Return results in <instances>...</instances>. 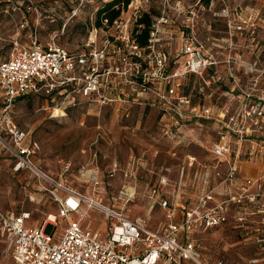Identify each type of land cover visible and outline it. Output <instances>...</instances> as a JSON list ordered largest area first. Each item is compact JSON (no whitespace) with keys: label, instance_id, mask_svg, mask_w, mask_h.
I'll return each instance as SVG.
<instances>
[{"label":"built area","instance_id":"2783aa9c","mask_svg":"<svg viewBox=\"0 0 264 264\" xmlns=\"http://www.w3.org/2000/svg\"><path fill=\"white\" fill-rule=\"evenodd\" d=\"M0 3L6 5L0 14L9 16L12 0ZM128 4L116 19L102 18L101 26L91 30L88 41L74 52L56 42L43 44L37 37L27 42L17 38L9 52L1 51L0 148L13 158L14 173H33L49 187L41 193H50V178L32 162L38 143L11 117L15 100L38 95L52 102L59 99L63 107L86 108L134 100L159 112L162 135L177 147L190 139L191 125L215 126L213 159L191 156L188 162L195 179H201L202 172V181L207 186L215 182V189L199 197L193 208L179 204L173 208L169 197L152 188L150 199L168 211L170 221L159 234L145 221L124 214L137 191L123 185L113 199L122 202V208L98 206L110 223L102 238L81 223L84 196L52 180L62 193L56 200L67 226L57 235L58 224L50 217L42 226L32 227L29 211L0 212V238L7 239L9 257L13 264H203L196 235L227 225L232 248L246 249L243 257L238 253L242 264H264V96L257 82L242 87L235 76L238 66L249 65L239 51L258 47L256 23L231 11L225 1L221 14L229 20L224 35L217 29L221 15L216 0H129ZM233 14L238 19L231 21ZM145 17L150 19L148 27L141 21ZM238 35L249 42L239 45ZM243 162H261L262 172L254 178L242 176ZM130 164L133 169L122 171L125 180L137 178L133 173L137 162ZM70 167L68 163L64 174ZM118 172L115 163L110 178ZM89 176L98 181L94 173ZM74 214L77 219L71 218ZM53 225L48 234L47 227Z\"/></svg>","mask_w":264,"mask_h":264},{"label":"rangeland","instance_id":"374dc122","mask_svg":"<svg viewBox=\"0 0 264 264\" xmlns=\"http://www.w3.org/2000/svg\"><path fill=\"white\" fill-rule=\"evenodd\" d=\"M109 1L25 0L26 3L20 5L17 0H12L10 15L0 14V53L10 51L12 40L20 38L27 42L32 37H37L43 44L56 42L74 52L88 41L91 30L99 28L98 12ZM223 1L231 11H238L235 13L243 19H252L256 23L258 47L239 51L240 59L249 65L238 66L235 76L242 87L250 88L257 82V89L264 96V0ZM223 1L216 0V4L221 15L217 29L224 35L229 19L221 14ZM2 5L0 3V8ZM236 18L233 14L230 20ZM235 39L241 46L249 42L240 35ZM222 73L227 76L225 69ZM2 105L3 98H0V107ZM11 110L13 121L40 147L32 162L51 181L62 183L84 196L82 208L85 216L81 223L100 233L102 238L106 236L110 223L98 206L122 208L123 203L113 199L123 185L135 187L137 191L136 199L127 205L124 214L129 219L145 221L148 229L159 234L164 233L170 221L168 211L150 199L148 192L152 188H159L162 195L169 197L173 208H177V204L193 208L199 197L215 189V182L207 186L202 180L195 181L192 169L188 167L191 156L200 161H207L210 157L215 139L212 124L202 123L201 128L191 125L190 139L183 147H177L162 135L159 112L134 100L126 105L63 107L59 99L52 102L43 96L29 95L18 97ZM133 161L137 162L133 172L137 178L125 180L122 171L129 167L133 169L130 164ZM68 163L70 170L64 174ZM115 163H118L119 172L110 178L109 172ZM13 166V158L0 148V210L4 214L29 211L33 216L31 225L35 227L42 226L50 216L52 219L57 216L56 234L60 235L67 226L66 220L59 216L60 206L56 200L62 193L50 181V198L49 192L41 193L48 186L41 184L33 173L18 175ZM90 172L99 177L98 181L89 176ZM163 180L167 181L166 185L162 184ZM71 218L78 217L74 214ZM227 227L224 225L196 235L203 264H231L235 261L242 264L244 261V258L239 259L238 253L243 257L246 249L231 247L232 234ZM54 229V225L48 226L46 232L52 234ZM0 264H12L2 246Z\"/></svg>","mask_w":264,"mask_h":264},{"label":"trees","instance_id":"16d2710c","mask_svg":"<svg viewBox=\"0 0 264 264\" xmlns=\"http://www.w3.org/2000/svg\"><path fill=\"white\" fill-rule=\"evenodd\" d=\"M128 3L129 0H111L108 3H106L105 6L98 12V17H99L98 26H101L102 18H107L108 20H114L117 17H119L122 12V9L129 5ZM141 21L144 22L147 27L150 25V19L146 17ZM144 34L145 35L142 37L141 40L142 43L145 42L144 38H146V35H148L147 29L145 30Z\"/></svg>","mask_w":264,"mask_h":264},{"label":"crops","instance_id":"0c3cea01","mask_svg":"<svg viewBox=\"0 0 264 264\" xmlns=\"http://www.w3.org/2000/svg\"><path fill=\"white\" fill-rule=\"evenodd\" d=\"M210 154H211V152H210ZM212 159H213V157H212V154H211L210 157L207 158V160H212ZM240 166H241L242 176L250 177V178L257 177L262 172L261 170L263 169V164L261 162H254V163L243 162V163H240ZM194 172H195V170L193 169L192 170L193 179L195 181H198V180L195 179V173ZM20 174H24V173H20ZM20 174H18V175H20ZM204 176H205L204 173L201 172V179H199V180H203ZM178 211H180V210H178ZM0 212L3 213L1 210H0ZM11 213H15V212H9V213H6V214H11ZM15 214H17V213H15ZM32 219H33V216H32ZM32 219H31V221H32ZM31 221L28 223V225H30L32 227H35V226L31 225ZM0 246L5 248L6 253H7V239L6 238H0ZM12 264H13V262H12Z\"/></svg>","mask_w":264,"mask_h":264},{"label":"bare ground","instance_id":"6f19581e","mask_svg":"<svg viewBox=\"0 0 264 264\" xmlns=\"http://www.w3.org/2000/svg\"><path fill=\"white\" fill-rule=\"evenodd\" d=\"M53 220H57V216H55V219H52V217L50 216V220L49 221H52L53 222Z\"/></svg>","mask_w":264,"mask_h":264},{"label":"flooded vegetation","instance_id":"af4514ba","mask_svg":"<svg viewBox=\"0 0 264 264\" xmlns=\"http://www.w3.org/2000/svg\"><path fill=\"white\" fill-rule=\"evenodd\" d=\"M231 247H232V245H231ZM229 249H230V247H229Z\"/></svg>","mask_w":264,"mask_h":264}]
</instances>
